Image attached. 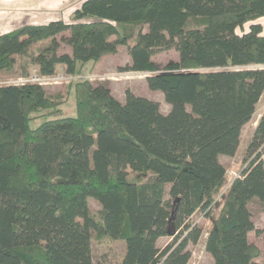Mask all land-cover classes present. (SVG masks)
Wrapping results in <instances>:
<instances>
[{
  "label": "trees",
  "instance_id": "trees-1",
  "mask_svg": "<svg viewBox=\"0 0 264 264\" xmlns=\"http://www.w3.org/2000/svg\"><path fill=\"white\" fill-rule=\"evenodd\" d=\"M261 18L264 0H84L69 21L0 34L1 77L77 78L126 47L119 70L148 74L169 106L129 90L121 102L106 81L0 85V264H95L93 241L123 242L118 264H187L205 233L213 264H264L249 240L264 243L252 212L264 214V110L215 203L219 158L235 154L264 93ZM169 50L176 60L154 62Z\"/></svg>",
  "mask_w": 264,
  "mask_h": 264
},
{
  "label": "rangeland",
  "instance_id": "rangeland-1",
  "mask_svg": "<svg viewBox=\"0 0 264 264\" xmlns=\"http://www.w3.org/2000/svg\"><path fill=\"white\" fill-rule=\"evenodd\" d=\"M70 4V1H68ZM66 14V12H64ZM69 14V12H67ZM63 19V18H62ZM69 17H64V21H69ZM133 42V41H132ZM177 59V53L174 50L169 51H159L153 57V60L159 66L165 65L169 61H174ZM129 62V56L127 53L126 47H121L118 49L117 53L103 58L98 65H96L95 69L91 73L83 72L80 76L67 77L64 76V73L61 68L57 69V72L54 76L44 77L41 82L43 85L47 87L48 90H54L57 86H61L63 84H68L75 80H84L88 79L90 81H106L110 88L112 95L119 101L124 100V93L126 90H129L136 96L144 97L159 103L160 111L166 114L169 111V106L165 103L163 96L159 92H150L147 89L145 77L148 74L135 73V72H122L119 70L120 67L124 66ZM31 75L26 78L28 80H24L23 78L17 77L14 74L4 77L0 76V85L4 84H23V83H31V78L35 75L34 71L31 70ZM73 103L72 98L70 99L68 105L64 109V116H71L74 114V110L72 109ZM264 110V93L260 98L256 106V112L252 117V120L245 124L241 130L240 134V142L239 146L232 157L228 156H220V162L226 168V179L222 189L219 192V195L215 201V203H220L223 196L225 195L226 189L231 183L232 179L238 176L239 172L242 168V160L244 157V153L249 143L254 128L257 124V121ZM264 161V156H263ZM89 204L91 209L94 211L100 210V206L94 201L90 200ZM216 209L212 212L214 215ZM252 212L254 215V226L256 229H262L264 226V214L258 208V206L254 205L252 207ZM210 221H203L204 231H207L210 226ZM206 233L201 236L199 241L194 245H188V250L190 252V259L187 264H213L211 258L207 254L204 248V240L206 237ZM249 240L253 243H256L260 247H264V243L261 239V236H256L254 232L249 234ZM170 241L167 237H162L157 240V247L162 248ZM124 249L123 242H100L96 241L92 242V257L95 264H118L121 258L122 252Z\"/></svg>",
  "mask_w": 264,
  "mask_h": 264
},
{
  "label": "crops",
  "instance_id": "crops-1",
  "mask_svg": "<svg viewBox=\"0 0 264 264\" xmlns=\"http://www.w3.org/2000/svg\"><path fill=\"white\" fill-rule=\"evenodd\" d=\"M82 1L84 0H0V34L27 24H46L64 17L70 18ZM259 23L263 26L264 33V18Z\"/></svg>",
  "mask_w": 264,
  "mask_h": 264
},
{
  "label": "built area",
  "instance_id": "built-area-1",
  "mask_svg": "<svg viewBox=\"0 0 264 264\" xmlns=\"http://www.w3.org/2000/svg\"><path fill=\"white\" fill-rule=\"evenodd\" d=\"M34 76L31 78V83H38L40 85H43V82H41L43 80L44 77H40L37 75L36 71H34ZM65 76V75H64ZM25 81L28 79H24Z\"/></svg>",
  "mask_w": 264,
  "mask_h": 264
}]
</instances>
